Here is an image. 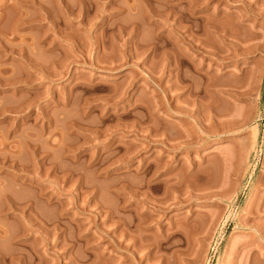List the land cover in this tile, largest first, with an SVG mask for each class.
I'll list each match as a JSON object with an SVG mask.
<instances>
[{"label":"rangeland","instance_id":"374dc122","mask_svg":"<svg viewBox=\"0 0 264 264\" xmlns=\"http://www.w3.org/2000/svg\"><path fill=\"white\" fill-rule=\"evenodd\" d=\"M0 264H264V0H0Z\"/></svg>","mask_w":264,"mask_h":264},{"label":"bare ground","instance_id":"6f19581e","mask_svg":"<svg viewBox=\"0 0 264 264\" xmlns=\"http://www.w3.org/2000/svg\"><path fill=\"white\" fill-rule=\"evenodd\" d=\"M254 132V131H253ZM254 134V133H253ZM254 136V135H253Z\"/></svg>","mask_w":264,"mask_h":264}]
</instances>
